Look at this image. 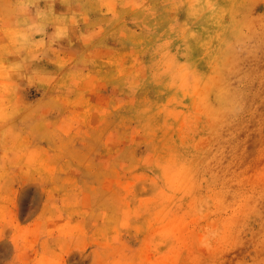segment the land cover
I'll list each match as a JSON object with an SVG mask.
<instances>
[{"label": "rangeland", "instance_id": "obj_1", "mask_svg": "<svg viewBox=\"0 0 264 264\" xmlns=\"http://www.w3.org/2000/svg\"><path fill=\"white\" fill-rule=\"evenodd\" d=\"M0 264H264V0H0Z\"/></svg>", "mask_w": 264, "mask_h": 264}]
</instances>
